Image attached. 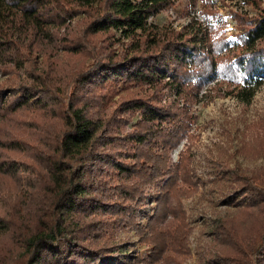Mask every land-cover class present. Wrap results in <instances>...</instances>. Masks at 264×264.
Segmentation results:
<instances>
[{"label":"trees","instance_id":"trees-1","mask_svg":"<svg viewBox=\"0 0 264 264\" xmlns=\"http://www.w3.org/2000/svg\"><path fill=\"white\" fill-rule=\"evenodd\" d=\"M202 3L214 23L193 18L178 31L149 23L176 0H0V264H139L114 258L123 248L109 232L120 224L144 235L133 203L165 177L142 236L151 263L182 264V199L198 187L190 146L173 165L170 153L192 140L204 86H238L264 71V0H246L254 15L232 12L235 39L224 36L214 1ZM121 83L142 93L112 101ZM167 88L183 105L163 102ZM137 112L126 132L123 119ZM220 171L233 183L226 203L238 208L214 221L200 264H264V167Z\"/></svg>","mask_w":264,"mask_h":264},{"label":"rangeland","instance_id":"rangeland-1","mask_svg":"<svg viewBox=\"0 0 264 264\" xmlns=\"http://www.w3.org/2000/svg\"><path fill=\"white\" fill-rule=\"evenodd\" d=\"M213 1L225 23L224 36L229 39H235L238 32L236 22L232 19V12H248L251 15L256 13L250 5L246 4V0ZM202 12V0H197L195 4L192 0H176L174 7L151 17L149 23L155 24L159 30L173 28L179 31L199 14L202 20L206 21L205 24H213L214 20ZM80 18L82 16L70 22L72 28L78 27ZM258 45H264V40L259 41ZM62 57H64L63 53L59 58ZM5 78L6 76L1 77L0 80ZM12 81L14 79L8 80V82ZM116 85L112 86L114 89L112 101H118L123 96L131 95L132 92L142 93L139 86H123L122 83L118 87ZM144 89L145 94L151 92L148 85H145ZM171 95L174 93L169 88L163 90V102L176 99L169 97ZM178 102L183 105L182 100ZM192 112L197 117L191 129L194 135L192 140L188 142L185 138L178 148L170 153V165H173L179 160L180 152L190 146L189 152L192 156V167L196 173L198 187L193 195L182 199L187 215L186 222L190 229L187 237L190 253L183 258L182 264H200L201 252L212 243L214 221L232 216L237 211L236 204L226 203V199L232 196L233 183L226 175L227 173L220 169L239 166L244 172L250 174L264 167V71L254 74L250 83L241 82L238 86L211 83L204 86L193 104ZM139 114L140 112H137L123 119V128L126 132L134 129ZM163 147L161 142H155L153 151L161 154ZM127 150L132 154L133 146ZM224 164L227 166L224 167ZM168 178L158 180L154 185L143 186V198L133 203V205L138 203L135 219L137 225L142 226L144 235L138 233L135 227H125L120 224L114 225L109 232L114 241L123 248L122 256L114 255L117 260L119 257L123 258V254H130L135 257L134 262L142 260L148 261L147 264H168L166 259L151 263L149 256L152 253V246L143 241V236L150 235V219L156 213L161 189ZM136 181L135 177L129 180L131 184ZM139 200L142 201L139 202ZM241 201L238 200V202ZM172 218L169 215L163 222L167 223ZM142 261L139 264H142Z\"/></svg>","mask_w":264,"mask_h":264},{"label":"built area","instance_id":"built-area-1","mask_svg":"<svg viewBox=\"0 0 264 264\" xmlns=\"http://www.w3.org/2000/svg\"><path fill=\"white\" fill-rule=\"evenodd\" d=\"M194 17H195L196 20H198V21H199V20L202 21L203 25H206V24H205L206 21H203V20H202L203 18H202L199 14H197V15L194 16Z\"/></svg>","mask_w":264,"mask_h":264}]
</instances>
